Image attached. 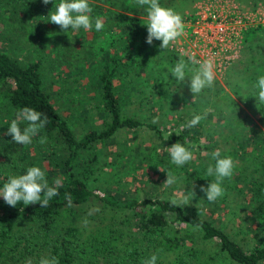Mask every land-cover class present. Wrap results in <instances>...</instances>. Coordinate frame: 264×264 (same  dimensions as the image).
Segmentation results:
<instances>
[{
    "label": "trees",
    "instance_id": "16d2710c",
    "mask_svg": "<svg viewBox=\"0 0 264 264\" xmlns=\"http://www.w3.org/2000/svg\"><path fill=\"white\" fill-rule=\"evenodd\" d=\"M1 1L0 15L8 19V25H16L19 21L27 24L19 34L24 36L23 43L28 44L23 50L29 57L33 51L41 58L24 63L18 56L0 49V158L7 159L5 164H0V187L17 173L26 174L29 164L45 172L50 186H55L57 179L61 185L60 194L47 207L22 203L11 207L0 197V264H26L29 258L33 264H39L45 257H55L59 264H143L152 255L157 256L156 264H193L195 259L199 264H264V240L251 250H245L215 222L197 214H187L182 205L175 208L167 199H119L110 193L91 190L84 179L97 171L99 147L113 141L121 130L148 129L163 144L181 143L185 147L190 145L187 133L197 138L203 134L215 143L204 147L210 152L220 142L221 149L223 142L219 139L224 143L232 142L227 155L244 159L249 165L242 168L243 176L225 179L223 184L229 182L236 188H244L241 190L243 196L246 194L241 201L242 221L255 237H264V181L257 185L251 176L252 171L253 174L264 173V105L256 106L257 89L253 87L257 78L264 75V26L245 34L241 59L227 74L243 67L225 82L232 95L225 92L221 97L216 93L212 111L205 119L194 128L184 127L179 135L172 133L165 140L159 126L124 115L118 95L123 80L133 82L146 78L149 82L153 77L151 66L158 60L161 49L159 41L154 40L152 45L146 43L145 8L135 7L134 0H106L110 8L89 3L93 8L94 35L89 37L87 31L79 30L89 44L85 50L89 49L90 58L98 62L94 75L99 102L89 109L92 113L97 110V115L102 112L106 117L102 128L88 131L79 138L52 102L42 75L45 60L55 61L56 57L49 56L54 52L59 56L62 50L58 45L60 32L56 25L51 27L46 23L54 4L60 0L48 5L40 4V0ZM163 1L159 0L160 5ZM114 6L132 14L114 12L111 8ZM96 17L104 21V29L100 32L94 28ZM42 36H47L46 43L40 42ZM50 46L52 48L46 50ZM201 97L204 99L203 94ZM24 107L41 112L47 117V124L32 138L31 144L23 146L12 141L7 128ZM26 126V122H19L22 130ZM42 138L46 140L43 144L40 143ZM225 154L222 151L221 157ZM25 157L29 164L24 162ZM58 157L61 161L56 162ZM14 158L20 160L19 165L10 163ZM44 160L49 161L47 168L42 166ZM65 193L71 194V207L64 199ZM94 199L115 210L131 212L132 218L127 225L130 230H114L109 226L95 232L81 229L77 225L76 207ZM255 201H261L258 210L250 207ZM208 242H216L218 249L206 255L200 252V244Z\"/></svg>",
    "mask_w": 264,
    "mask_h": 264
},
{
    "label": "rangeland",
    "instance_id": "374dc122",
    "mask_svg": "<svg viewBox=\"0 0 264 264\" xmlns=\"http://www.w3.org/2000/svg\"><path fill=\"white\" fill-rule=\"evenodd\" d=\"M225 1H228L229 5L238 6L243 11L253 8H260L264 11V0H164L160 6L170 8L180 16L183 15L182 20H184L192 14L200 3L214 2L222 5L226 3ZM0 3H2L1 0ZM89 3L110 8L106 0H89ZM133 3H135V0ZM40 4H43L42 0H40ZM21 5L25 6L24 3ZM111 8L114 12L132 14L120 7L114 6ZM23 11L27 13V7H24ZM1 16L0 49L14 57L18 56L24 63H28L32 59L40 60L41 57L38 53L31 51L32 56L29 57V54L23 50L26 49L25 46L28 44L23 43L24 36L19 34L27 27V24L19 21L16 25H8L6 23L8 19ZM49 21L50 19L46 23L52 27V23ZM55 28L60 32L58 45H61L62 50L59 56H55V52L49 56L51 58L52 55L56 57L54 58L55 61L45 60L42 75L45 79L47 92L55 107L67 120L77 137L81 138L88 131L99 130L104 126L103 118L106 115H103L102 112L101 115H97L99 114L97 110L94 109L95 113H92L89 109L99 102V93L96 90L94 75V72L97 71L98 62L90 58L89 49L85 50V47H88L89 44L82 38V33L79 30L71 31V29H68L65 32L57 25ZM110 29L111 27L108 28V30ZM85 33L89 37L94 35L93 31ZM45 39H47V36H42L40 42L46 43ZM159 43L161 44L160 41ZM50 48L52 46L46 50ZM161 51L158 60L151 66L152 80L149 82L146 78L134 79L133 82L123 80L121 86H118V95L124 115L159 126L166 140L172 133L179 135L184 130L183 126L191 120L193 115H204L212 111V102L216 93H219L221 97H224L225 92L232 95L231 88L225 82L231 75H236L243 66L238 68L236 72L226 74L224 77L221 76L220 79H214L212 87L205 88L200 94L193 96L188 81L191 74L188 73L186 80L180 83L170 75L169 71L179 59L183 58L186 62L188 60L177 53L173 43L170 44L167 50ZM41 56L43 55L41 54ZM189 67L195 68L198 66L189 63ZM221 88L224 89V92ZM202 94L205 100L201 97ZM223 103L221 106H223ZM187 137L190 145L195 144L199 148L197 151L191 150L193 151L192 161L182 167H177L171 163V157L167 150L170 146L163 144L154 132L148 129L121 130L113 141L99 147L100 163L97 171L90 174L89 178L84 179L91 190L110 193L116 195L119 199H137L139 201L146 199L171 200L175 196L179 200L182 198L181 194L186 195L189 192H194L195 198L190 199L188 205H182L185 212L191 215L197 214L208 218L213 223L215 222L216 226L222 228L245 250H251L254 245L260 244L264 237H255L242 221L241 201L246 196V194L242 195L244 188H236L235 184L226 182L222 185L224 195L213 203H210L200 190L202 186L207 187L209 182L214 181L211 180V177L205 175L207 165L215 163L210 155L212 152L219 150L221 153L224 151L226 154L223 158L231 157L234 162L231 178L239 175L243 176L242 168L247 167L249 163L247 164L244 159L227 155L232 142L230 144L224 143L222 139H219L223 142L221 149L219 148L221 143L219 141L220 143L216 145L215 150L210 152L204 147L215 143L213 140L210 141L208 136L205 137L201 134V137L197 138L193 133H187ZM44 161L42 166L47 168L49 161ZM59 161H61V158L58 157L56 162ZM6 162V157L0 158L1 165ZM11 162L17 166L20 160L14 158ZM24 162L29 164L26 157ZM29 165L33 167L31 164ZM169 171L177 177V183L171 187H165L163 184ZM253 172L251 176L255 178L257 185L263 183L264 173L257 172L253 174ZM19 175L22 174H15V176ZM59 175H62V172ZM260 204L261 201H255L250 207L258 210ZM250 210L253 209L250 208ZM76 211L79 214L77 225L81 229L87 230V232L92 230L95 232L106 226L114 230H130L127 225H129L132 218L131 212L115 210L102 201L94 199L85 205L76 207ZM195 233H198V231L195 230ZM200 246V252L206 253V255L214 253L218 249L216 242L201 243ZM193 264L199 263L195 259Z\"/></svg>",
    "mask_w": 264,
    "mask_h": 264
},
{
    "label": "clouds",
    "instance_id": "9594fccd",
    "mask_svg": "<svg viewBox=\"0 0 264 264\" xmlns=\"http://www.w3.org/2000/svg\"><path fill=\"white\" fill-rule=\"evenodd\" d=\"M53 0H42L44 5L52 3ZM138 7L145 8L147 13V39L146 43L152 45L153 41H160V49L167 50L170 44L176 42L184 35L185 25L182 17L170 8L160 6L159 0H135ZM146 6V7H145ZM54 10L49 13L50 23L60 27L62 31L67 32L78 31L83 29L87 32L93 30V17L91 13L93 8L89 4V0H60L58 4H54ZM95 31L100 32L104 29V21L101 17H96L94 20ZM161 51V52H162ZM189 63L199 65L198 67H189ZM170 75L178 82L182 83L186 80V75L191 74L188 80L190 92L193 96L200 94L205 88L212 87L214 83L213 62L211 60L197 61L194 56L188 57V62L181 58L170 70ZM257 89L255 93L256 106L264 105V75L257 78L256 84L253 86ZM204 115L197 114L183 127L194 128L203 119ZM33 108L24 107L20 109L16 118L10 123L7 128V135L12 137V141L17 145H29L32 143V138L37 136L41 129L47 124V117ZM26 122L27 126L22 130L19 127V122ZM42 138L40 143H45ZM196 145L192 144L185 147L181 143H175L167 148L171 163L177 167H182L193 159V151ZM212 159L215 164H208L206 168V177H214L213 182H209L207 187H201V192L206 196V199L213 203L218 198L224 195L222 184L225 179H230L233 175L234 162L231 157H221L219 150L212 152ZM166 181L163 186L171 187L177 183V177L173 172L169 171L166 174ZM55 186H50L46 179L45 172L39 167H29L26 174L10 177L2 187H0V197L4 202L11 207H16L18 204L24 206L40 205L47 207L49 202L57 197L60 193L58 188L61 185L59 179L54 181ZM181 199L175 198L170 200L171 206L180 208L181 205H188L189 200L195 198L194 192L181 194ZM64 199L69 207L72 206V197L70 193H65ZM87 223V221H85ZM157 256L152 255L145 260L143 264H156ZM26 264H33L29 258ZM39 264H59L57 258H41Z\"/></svg>",
    "mask_w": 264,
    "mask_h": 264
},
{
    "label": "built area",
    "instance_id": "2783aa9c",
    "mask_svg": "<svg viewBox=\"0 0 264 264\" xmlns=\"http://www.w3.org/2000/svg\"><path fill=\"white\" fill-rule=\"evenodd\" d=\"M225 2L198 4L183 20L184 35L173 43L177 53L187 60L189 56L200 62L211 60L214 79L224 77L240 61L246 32L264 26L262 9L243 11Z\"/></svg>",
    "mask_w": 264,
    "mask_h": 264
}]
</instances>
